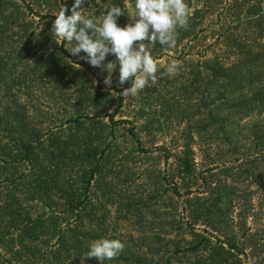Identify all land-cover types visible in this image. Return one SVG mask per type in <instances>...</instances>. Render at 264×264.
<instances>
[{"label": "trees", "instance_id": "1", "mask_svg": "<svg viewBox=\"0 0 264 264\" xmlns=\"http://www.w3.org/2000/svg\"><path fill=\"white\" fill-rule=\"evenodd\" d=\"M60 1L0 0V264H81L100 238L125 245L105 264H244L248 256L264 264V247L251 242L258 233L246 237V230L242 242L237 237L250 212L251 186L264 206V0L246 6L236 25L205 30L203 15L216 9L215 0L194 11L185 0L187 27L177 29L175 47L151 48L154 61L189 43L202 45L208 36L214 42L199 59L181 57L175 76L164 74L170 61L157 63V83L145 87L136 124L121 119L127 104L119 93L130 82L101 84L92 69L102 68L77 62L67 42L56 44L51 26ZM96 1L89 9L97 18L113 4L124 9L120 26L125 3L134 4ZM167 88L176 91L172 107L162 96ZM154 106H168L177 124L185 123L177 154L142 146L141 134L163 128L150 117ZM197 141L205 157L220 162L210 159L197 170ZM152 152L163 153L165 162L174 158L170 172L142 166L136 177L131 166L148 164ZM146 186L151 194L139 191ZM240 197L236 229L230 214ZM110 208L115 222L137 226V238L110 229ZM198 224L225 239L213 243L194 232ZM260 234L264 239V229ZM83 262L100 264L95 257Z\"/></svg>", "mask_w": 264, "mask_h": 264}, {"label": "clouds", "instance_id": "2", "mask_svg": "<svg viewBox=\"0 0 264 264\" xmlns=\"http://www.w3.org/2000/svg\"><path fill=\"white\" fill-rule=\"evenodd\" d=\"M90 6L93 7L92 0H72L70 7L60 5L51 26L56 44L67 42L70 46L67 51L71 55L106 71L103 83L107 87L112 85L114 70L118 71L120 85L130 82V87L119 93L124 99L136 97L146 86H154L158 65L151 48L157 44L168 48L176 46L177 29L186 28L190 17L185 0H134L127 15L130 22L123 26L118 24L119 18L125 15L122 7L117 4L105 7L97 18L95 13H89ZM66 12L70 14L66 15ZM81 52L83 56H80ZM108 56L115 59L104 63ZM179 68V62L172 60L164 74L175 76ZM124 247L119 239L94 240L81 255V264L83 259L92 257L105 264L118 257Z\"/></svg>", "mask_w": 264, "mask_h": 264}, {"label": "rangeland", "instance_id": "3", "mask_svg": "<svg viewBox=\"0 0 264 264\" xmlns=\"http://www.w3.org/2000/svg\"><path fill=\"white\" fill-rule=\"evenodd\" d=\"M99 0H97L96 2H98ZM191 2L192 5V10H204V4L206 3V0H189ZM216 1V2H215ZM212 1L213 4H216V9L211 10L210 12H206L203 15V24H202V28L207 29L206 27L210 25L209 28H217L218 25H236L238 23V20H244L245 19V15L244 12L246 6L248 5H252L253 2H257L256 0H251L250 3L248 4L247 2H245V5H243L242 0H215ZM100 2V1H99ZM211 2V4H212ZM212 4V5H213ZM59 5H66V0H61ZM100 5V3H99ZM129 2H126L124 7L127 11V15L129 14ZM245 6V7H244ZM85 8H87V5L84 6ZM60 9V7H59ZM93 9H97L96 7ZM92 10V8H91ZM90 13V9L88 10ZM93 13V11H92ZM242 13V14H241ZM126 23H129V19L128 17L125 19ZM208 35H210L209 33H207ZM204 36V35H203ZM207 41L205 43H203L202 45L200 43H189L187 46H181L178 47V49L176 51H170L167 52L165 56L161 57L159 60H156V63H160V64H166L167 61H172V60H176L179 63H182V60L180 59L181 57L185 56V59H199L201 58L202 55L207 54V52L209 50H205L204 46H206L209 43H213L214 40L213 38H211L210 36H208V38L206 39ZM191 47V48H189ZM76 61L77 62H82V59L76 57ZM106 63V61H105ZM86 65H89L88 63H84ZM96 68V67H95ZM97 75H96V80L102 84L103 80L105 78V76L107 75L106 71H103L102 69L95 71L94 69H92ZM118 81H113V73H112V85L111 86H117ZM104 84V83H103ZM120 88H123V86H119ZM148 88V86H146V89ZM143 89V92H141L139 95H137L136 97H132V98H127L125 99L124 103L127 104V107L125 108V116L122 117L121 119L123 120H129V121H135V117L137 114V111L139 110V104H140V100L146 98L147 95H145V90ZM167 91H163L162 96H166V98H168L169 104L171 107L174 106L175 104V100L172 98L174 96V94L176 93V91L173 88H167ZM154 96V95H153ZM168 106L166 110H163L162 108H160L159 106H154L151 109V115L150 117H155L158 118V120H160V122L163 124V128L161 129L162 131H157L155 134H153L152 136H146L144 134L140 135V140L142 142V146L146 149H152L153 146H163L166 147L170 150L171 153L173 154H177L180 151V140H179V135L181 134L182 130L186 127L185 123H181V124H177L176 120L177 119L174 116V112L168 110ZM262 119V117H260ZM118 119V118H117ZM257 119L253 118L252 122H255ZM134 124H136V121L134 122ZM202 147L198 145V141H197V145H195L194 147H192V151L194 152V162L195 164L199 165V168H197V170L200 169H204L207 167L208 165V160L210 159H214L218 162H220L219 159H217V156L213 155V157H205L204 152H202ZM159 154V155H158ZM163 153L160 152H152L151 154H149L150 158H153V160L147 161L148 164H141L138 163L137 165H135L134 167L131 166V171L136 175V177L139 178V176H141V174H143V168L144 167H149L150 165L152 166V168H157V169H161L162 171L166 172V170L168 171V173L171 170V165L174 162V158L170 157L167 159V161L165 162L164 158H163ZM227 158V157H226ZM144 166V167H142ZM138 168H141L140 170ZM143 176V175H142ZM145 176V175H144ZM145 178L142 177V180H144ZM140 183V180L138 179L136 181V184L138 185ZM248 182L245 183L244 186H247ZM140 186V185H138ZM257 189V186H251L250 187V191L254 192V194L250 195L249 198L251 199L252 197V202L250 205V212L247 215L246 220L244 221V229H238V227L236 226V220L238 218H236L237 214L240 212V209L238 210L237 208L240 207L242 205V203L245 201L244 198L240 197V201H242L241 203L236 205V209L237 210H232V213L230 214L231 219L233 220V225L236 229H238V241L242 242L245 239L242 237L243 232H245L246 230H248V234L246 235V237L248 235H253L254 233H258L256 239H252L251 238V242L253 241H259V244H257V246H263L264 247V239L260 238V232L264 229V206H260V195H258V193H255ZM142 190H146V194H151L150 189L146 186L141 188L139 191ZM167 196H170L167 194ZM110 214H111V219H110V229L111 230H116V232H118L119 234H125V235H129L131 234V236H133L134 238H137L138 235V228L136 225H134V223L129 222V223H124V222H115L114 217L116 216V210L115 208H110ZM234 229V228H233ZM147 232L149 231V227L148 229H145ZM194 232L201 234L202 236H206L208 238H210L212 240L213 243H215V241H223L225 238L224 236L220 235L219 233H215L213 231H210L208 228H204L203 226H201L200 224H198L197 226L194 227ZM247 232V231H246ZM209 234H211L212 236H208ZM124 241H127L126 237L124 236L123 238ZM249 242V244L251 243ZM251 248H248L246 251H250ZM256 256V255H255ZM264 257V252L263 255ZM83 264H86L85 262H83ZM244 264H254V259L252 256H248V260L245 261Z\"/></svg>", "mask_w": 264, "mask_h": 264}]
</instances>
